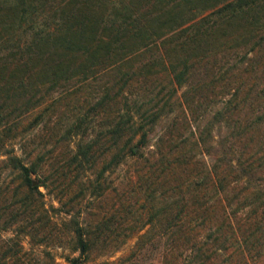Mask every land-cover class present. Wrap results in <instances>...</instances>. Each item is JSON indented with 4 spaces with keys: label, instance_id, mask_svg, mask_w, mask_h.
Here are the masks:
<instances>
[{
    "label": "trees",
    "instance_id": "trees-1",
    "mask_svg": "<svg viewBox=\"0 0 264 264\" xmlns=\"http://www.w3.org/2000/svg\"><path fill=\"white\" fill-rule=\"evenodd\" d=\"M226 41H235L233 48L245 46L243 67L251 81L240 80L192 138L191 147L212 155L214 161L185 182L183 164L194 153L185 149L178 128L183 117L172 113L192 100L199 85L194 84L191 90L179 88ZM262 73L264 0H0V155L4 156L0 161L15 172L27 206L35 204L42 196L39 185L45 186L43 178L37 177L45 155L37 154L26 161L15 151L12 139L16 123L52 90L74 83L93 85L90 81L95 77L99 81L92 87L99 94L89 113L103 112L104 121L93 136H87L89 119L83 115L74 118L70 127L78 139L70 161L81 168L84 162L92 164L94 151L100 146L107 151L99 174L128 156L144 159L146 165L124 186H133L137 179V190L144 197L153 198L163 183L173 194H179L171 202L176 210L170 207L165 216L168 223L184 219V227L179 223L175 230L169 223L170 250L181 242L188 244L184 264H210L215 258L227 260L226 264H255L249 257L255 255L259 260L264 255L259 249L260 233L249 228L250 221L241 217L233 221L231 216L257 191L239 195L230 184L264 171L262 154L256 156L261 164L258 168L250 160L252 153L245 155V142L242 148L236 147L247 130L264 121V115L243 119L227 116L244 106L250 114L252 98L264 95V87L255 89ZM150 75L167 83L156 91L153 102L144 106L137 98H128L131 82ZM219 77L225 73L221 71ZM118 98L121 107L109 109ZM214 121L231 127L220 135L213 134L210 129ZM157 125L161 128L158 133ZM139 147L148 148L146 155ZM209 186L215 192L213 226H205L212 215L202 213L207 209L203 196ZM231 202L234 205L226 211V204ZM1 220V228L10 224L0 216ZM193 220L204 228L200 235L190 231ZM70 231L79 255L88 251L99 233L77 220ZM79 255L66 259L70 264H82ZM0 264H8L5 253L0 254ZM162 264L180 263L165 252Z\"/></svg>",
    "mask_w": 264,
    "mask_h": 264
},
{
    "label": "rangeland",
    "instance_id": "rangeland-1",
    "mask_svg": "<svg viewBox=\"0 0 264 264\" xmlns=\"http://www.w3.org/2000/svg\"><path fill=\"white\" fill-rule=\"evenodd\" d=\"M235 44V41L224 42L223 48L202 61L195 68L193 75L179 88L191 90L194 84L199 85L192 100H187L188 103L185 102L183 109L180 107L172 113L177 112L180 118L183 117L178 128L182 138L184 137L185 149L194 153L193 158L183 164L185 182L195 171L200 173L214 161L212 155L202 154L197 146L191 147L192 138L197 135L205 120L211 118L212 112L221 105V101L230 96L233 87L240 80H246V83L251 81L248 79V71L243 67L245 56L241 54L245 46L233 48ZM221 71L225 73L223 78L219 77ZM94 79L95 77L90 82L96 86L99 80ZM257 81L260 85L257 84L259 86L255 89L264 87V73ZM166 84L164 78H154L150 75L145 80L131 82L127 96L137 98V102L145 106L153 102L156 91ZM93 85L81 86L74 83L52 90L35 109L19 117L15 127L16 135L12 139L14 149L22 154L26 161L37 154L45 155L37 172V177L43 178L45 186L39 185L42 196L35 204L33 202L31 206H27V198L19 186L18 177L0 161V216L1 219L10 221L5 228H1L2 220L0 221V254L5 253L8 264H70L66 257L79 255L70 231L77 220L94 231L99 230L93 245L87 252L79 255L82 264H162L165 252L175 257L178 263L184 264L188 244L181 242L172 251L169 247V223H173L175 230L179 223L184 227V219L171 220L168 223V216H165L174 205L172 200L179 198V194H173L174 192L163 183L153 198L150 195L144 197L141 191L137 190V179L133 186H124L129 177L134 178L135 173L146 165L144 159L128 156L123 162L111 164L99 174L107 151L105 146H100L94 151L92 164L84 162L81 168L70 161L78 139L77 135H72L74 131L70 127L74 118L83 115L89 119L87 136H93L104 121L103 112L89 113L90 104L99 94L93 89ZM252 100L250 114L245 106L239 110L237 107L227 119L264 115V95L254 96ZM110 105L109 109L121 107V99L118 98L116 103ZM171 118L170 116L167 121H171ZM230 127L231 124L226 122L218 124L214 121L210 130L213 134L220 135ZM160 129V125H157L155 132L158 133ZM245 133L247 136L241 138L236 147L242 148L245 142V155L252 153L250 160L259 168L261 164L256 156L262 154L264 160V121ZM137 149H143L146 155L148 148ZM3 157L0 155V159ZM256 174L247 181L230 184H234V190L238 189L239 195L247 190H251V193L257 191L252 195V200L248 199L231 219L234 221L241 217L247 223L250 221L249 228L260 233L259 249L264 251V171ZM33 181H36L34 176ZM94 185H97L95 189ZM241 185L246 187L241 190ZM214 198L215 192L209 186L203 196L207 209L202 213L212 216L206 220L205 226L215 225L212 218L215 214ZM233 205L232 202L226 204L225 210L229 211ZM176 207L173 206L175 210ZM102 220L103 223H100ZM196 222H190V231L200 235L204 228ZM96 224L98 229V226L95 228ZM176 231L178 234L179 230ZM249 261L264 264V255L259 260L253 255L249 257ZM226 262L228 261L225 259L215 258L210 264Z\"/></svg>",
    "mask_w": 264,
    "mask_h": 264
}]
</instances>
